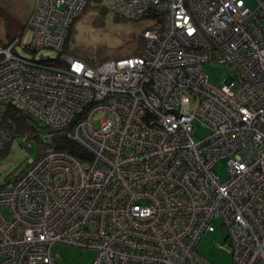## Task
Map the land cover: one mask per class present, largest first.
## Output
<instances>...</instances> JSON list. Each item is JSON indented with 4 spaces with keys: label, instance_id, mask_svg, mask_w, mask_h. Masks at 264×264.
Returning <instances> with one entry per match:
<instances>
[{
    "label": "built area",
    "instance_id": "2783aa9c",
    "mask_svg": "<svg viewBox=\"0 0 264 264\" xmlns=\"http://www.w3.org/2000/svg\"><path fill=\"white\" fill-rule=\"evenodd\" d=\"M107 1L163 30L139 55L52 67L35 53L61 52L88 0H36L34 55L0 43V150L10 104L91 155L49 150L0 186V264H60L59 245L93 264H213L197 245L216 218L233 264H264V0ZM208 65L230 75L217 85Z\"/></svg>",
    "mask_w": 264,
    "mask_h": 264
},
{
    "label": "rangeland",
    "instance_id": "374dc122",
    "mask_svg": "<svg viewBox=\"0 0 264 264\" xmlns=\"http://www.w3.org/2000/svg\"><path fill=\"white\" fill-rule=\"evenodd\" d=\"M103 2L108 4L107 0H103ZM247 3L250 6L255 5L252 0H247ZM163 27V22H158L152 17L124 20L115 16L110 10L105 16L98 12H90L83 15L76 24V42L78 46L86 45L88 48H94L98 45L118 47L130 37L132 38V34H143L146 29H157L161 32ZM41 54L55 56L57 53L46 49L35 53L37 57ZM21 55L31 56L32 53L23 51ZM206 72L209 74L211 81L219 85L230 75L231 69L227 66L208 65ZM99 116H102V114L97 117ZM195 131L197 137H203L208 134L206 129L199 126L195 127ZM32 132L29 129L21 131L20 135L13 138L5 150L0 151V186L21 174L25 170L28 161L37 157L40 151L39 141L32 137ZM46 134V129L41 128L40 137L43 139ZM217 170L220 176L224 178L226 176L225 162H220L217 165ZM213 224L215 227L214 232L209 233L200 240L197 250L213 264H233L232 256L220 248V245L226 242L227 228L220 218H216ZM56 252L60 253L62 257L60 264H93L96 256L94 250L69 245H59L56 248Z\"/></svg>",
    "mask_w": 264,
    "mask_h": 264
},
{
    "label": "trees",
    "instance_id": "16d2710c",
    "mask_svg": "<svg viewBox=\"0 0 264 264\" xmlns=\"http://www.w3.org/2000/svg\"><path fill=\"white\" fill-rule=\"evenodd\" d=\"M108 5L109 4L104 3L103 0H88L84 10L73 21L62 51L57 53L55 56L42 55L43 57L38 58L37 61L45 62V64L52 67L64 68L66 67L64 57L71 55L84 61L90 66H97L107 60L120 59L141 54L145 46L143 34H132V38L130 37L118 47L98 45L94 48H88L86 45H77L76 24L83 15L89 14L90 12H98L99 14L105 16L110 10L115 14V16L121 19L131 20L123 18L121 15L110 9V6ZM26 50L34 55V51H30L27 47ZM46 58L47 61H45ZM1 127L9 132L13 138L19 136V133L25 129L32 130V137L38 139L39 141L40 151L37 158L49 150H64L77 156L81 160L91 158V155L82 146L67 137L64 129H49L44 124L37 121L29 113L21 111L10 104L5 105L4 107V117ZM41 128H45L47 133L51 134V140L49 143H46L42 137H40L39 132ZM8 146L9 144L0 151L5 150Z\"/></svg>",
    "mask_w": 264,
    "mask_h": 264
},
{
    "label": "crops",
    "instance_id": "0c3cea01",
    "mask_svg": "<svg viewBox=\"0 0 264 264\" xmlns=\"http://www.w3.org/2000/svg\"><path fill=\"white\" fill-rule=\"evenodd\" d=\"M36 0H0V43L16 42L14 52L21 54L32 38L28 22Z\"/></svg>",
    "mask_w": 264,
    "mask_h": 264
}]
</instances>
